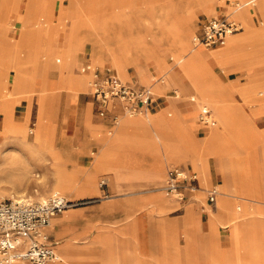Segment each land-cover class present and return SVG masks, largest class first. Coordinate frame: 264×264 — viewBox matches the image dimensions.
I'll use <instances>...</instances> for the list:
<instances>
[{
    "label": "crops",
    "instance_id": "crops-1",
    "mask_svg": "<svg viewBox=\"0 0 264 264\" xmlns=\"http://www.w3.org/2000/svg\"><path fill=\"white\" fill-rule=\"evenodd\" d=\"M38 1L39 8L27 0L19 12V0H0V124L2 108L8 104L5 88L12 78L26 81L30 88L31 92L21 98L26 100L28 125L37 121L41 109L56 106L58 110L63 90L66 91L64 102L78 101L77 94L88 88L90 77L88 72L73 70L83 43L91 42L92 65L102 63L103 53L111 63L106 46L95 35L88 39L84 36L86 21L101 19L114 26L117 19L120 25L129 4L127 0H119L116 9L112 6L110 12L99 11L96 0L59 4L60 12L55 20L53 8L59 0H47L52 10L45 12L44 17H41L44 0ZM240 1L244 3V13L238 9L235 14L243 28L228 35L220 48L206 49L193 42L184 45L170 38L165 49L175 56L174 63H179L186 81L201 98H206L217 114V126L205 127L200 123L203 128H211L200 140L194 133L196 110L169 96L171 83L180 89L186 85L171 71L174 63L170 64L159 54L161 48L157 43L161 39L152 32L148 42L142 33L134 32L129 26L118 29L122 36L126 35L122 58L127 77L123 80L136 77L140 83L150 85L152 99L147 110L136 116L125 115L115 124L109 115L90 116V101H85L67 116L63 128L58 126L57 119L39 124L42 143L49 150L48 168L52 173L59 169L63 177L61 184L65 190L59 194L71 202L102 198L69 212L64 209L63 214L53 217L47 232L56 242V257L47 264H264V134L257 132L240 106L233 107L229 102L231 93L236 91L245 100L258 102L264 108V80L257 81L260 75L255 77L253 72L245 82L228 81L226 70L216 73L209 63L217 62L228 69L236 65L244 71H251L255 64H264V22L259 27L253 24V16L259 14L264 19V13L258 6L259 0ZM195 2V6L203 7L206 12L215 9V0ZM185 3L183 18L187 20L190 13L186 12L187 0ZM12 12L19 30L16 39L7 35ZM73 19L80 20L81 25L76 42L66 51L68 25ZM61 31L64 36L59 42ZM143 58L153 59L160 74H151L144 67ZM178 58L182 60L179 62ZM66 60L69 68L62 72ZM111 67L114 73L112 63ZM10 68L14 71L12 78L8 75ZM190 101L195 102V98L190 97ZM17 108H13V114ZM132 136L138 140L131 141ZM209 158L215 164L210 165ZM242 158L253 173L247 186L236 179L237 161ZM185 161L189 163H181ZM172 162L198 170L201 180L217 185L220 193L214 208H209L211 212L199 213L196 204L188 203L175 209L183 210L181 214H167L174 203L163 197L159 187ZM226 166L230 179L226 177ZM217 172L221 179L218 184L214 182ZM102 174L106 176V184L100 187L96 179ZM105 192L114 197L103 195ZM218 199L225 207L219 217L229 223L227 247L223 245L226 238L222 239L219 233V228L226 227H217ZM234 200L241 201L240 210L234 206ZM113 217L125 221L117 227L100 222ZM179 233L183 236L182 243L177 242Z\"/></svg>",
    "mask_w": 264,
    "mask_h": 264
},
{
    "label": "rangeland",
    "instance_id": "rangeland-1",
    "mask_svg": "<svg viewBox=\"0 0 264 264\" xmlns=\"http://www.w3.org/2000/svg\"><path fill=\"white\" fill-rule=\"evenodd\" d=\"M26 1L27 0H19V6H18L19 12L24 9ZM96 1H97V8L99 9V11L101 10V12H104L102 10H105L106 12H110L113 10L112 6H114L116 9V6L118 5L117 3L119 0H107V1L106 0H96ZM127 1L129 2V4H128V7H126V9H124V15H123L122 20L120 22L121 24L119 25L117 23V19L114 20V22L116 23L114 25L116 27L115 30L119 29L120 27L129 26L134 30V32L142 33L143 37H145L146 41H148V42H150L151 33L154 32V34L159 36V38L161 39L157 43L159 45L158 48H161V52L159 54L162 57H164L167 62H169L170 64H173L176 60L175 56H173L171 51L165 50V49L169 45L171 35L175 31H177L178 29L181 28V24H182L181 19L183 18L184 9H185V5H186L185 0H127ZM191 2H192V5L194 7L193 17L191 19V34L193 36L197 30L199 22L202 21L204 19V17L214 13L215 10L218 8V6L222 3V0H215V9L211 12H206L204 10V8L201 6H197V5L195 6V4H196L195 0H192ZM68 3H69V0H59V3H57L56 6L53 8V18L55 20L59 16V12H60V8H61L59 6V4L61 6H67ZM30 4L34 8L40 7V1H38V0H30ZM14 18H15V14L12 12L9 15V19H10L9 22L10 23H9L8 27H10V28L7 31L8 32L7 35L11 39L12 38L16 39L19 36L18 25L16 24ZM94 20L98 21V19H94ZM64 21H65V23H67L68 20L64 19ZM88 21H90V20H87V22ZM262 22H264V19H262L259 14H255L253 16V24L255 26L259 27L262 24ZM96 30H98V31H96ZM101 30L102 29L99 28L98 26H96V24H95L90 29V32L92 31L91 35H95V37H97V39L99 41H100V39H101V41H103L106 34L104 32H102ZM83 33H84V31H83ZM63 36H64L63 31H61L59 36H58L59 42L62 41ZM203 47L206 49L210 48V47H206V46H203ZM163 48H164V50L162 51ZM214 48H220V47H214ZM183 53H184V51L181 52V54H183ZM91 54H92L91 42L85 41L83 43L82 49L80 50V52L77 55L78 63L73 68L74 72H77V73L84 72V71H81L82 66L85 62H89L91 64V62H90L91 61L90 60ZM142 60H143L142 62L145 63V65L143 63L144 67L148 68V70L153 72L151 74H155V75L160 74V72L159 73L156 72L157 70H156V66H155L153 59H151V58L150 59H144L143 58ZM111 63H110V59H109L108 55L103 53L102 63L100 65L96 64L93 66L98 67L99 69H102L103 67H108L112 71ZM209 63H210V67L212 68V70L216 73H219V72L226 70L225 71V79L228 81L237 80L239 83L245 82L248 79L249 73L252 74L253 72L256 74L255 77L257 75L262 76V77L258 76L259 79H257V81L264 80V64H262V63L255 64L254 67H252L253 70L251 69V71H244L243 69L236 67V65H232L231 68L228 69V68L221 66L217 62L213 63V62L209 61ZM112 66H113V64H112ZM113 69H114L115 73L120 78H122V79L125 78V75L123 73L117 71L114 66H113ZM171 71L174 73H177L179 75V77H181V80L186 85V87H184V89H180L177 84L171 83V85L169 86V90H168L169 96L170 97L172 96V98L176 102H181V104H184L186 106L189 104L190 105L189 108L191 106H193V108L196 110L197 127H196V130L194 131V133H195V136L197 137V140H200L203 136L207 135V133L209 132V130L212 127L211 128H203L200 125V122L198 120L199 105H197V103L202 104V105H206L204 102H208V101L205 98L203 100L199 96L197 91L194 89V87L186 81L185 75L183 74L179 63H174L172 65ZM124 72H125V68H124ZM13 73H14L13 69L10 68L9 72H8V75L10 78L13 77ZM125 74H126V72H125ZM132 80H137V79H136V77H133ZM11 83H12V80H11ZM145 85H148V84H145ZM27 90H28V93L31 92L30 88H28ZM65 93H66V91H64V90L62 92H60V105L58 106V110H57L56 106H50V107L47 106V107L41 109V111L38 113L37 121L34 122L35 125L30 124L28 126V132H27L28 138H31V136L35 132L34 131L35 127L38 126L40 123H46L48 121L53 122L55 119H57L58 126L60 128H63V126L65 125V121L67 119V116L71 115V112H74V110H76L85 101L86 102L90 101L89 105H91V106L88 108L89 115L93 116L94 113L96 115H98V110L97 111L95 110V109H97V103L95 102V99L88 93V88H86L85 91L78 92L77 96H78L79 100L76 102H74V101H72V102L65 101L64 102ZM174 95H177L178 97L175 98ZM190 97H194L195 102H191ZM91 101H92V103H91ZM229 102L232 103L233 107L240 106L242 108V110L244 111V113L250 118L251 123L255 127L257 132L264 134V108L260 107L258 102L247 101L241 95H239L236 91H233L231 93ZM25 104H26L25 99H20L19 102L15 104L14 108L18 107L17 109H19L18 111L14 110V118L15 119H17V120L23 119V115H24L23 111L25 110L24 109ZM206 106L212 110V112L215 116V125L217 126V124H219V123H218V117H217L216 112L214 111V109L211 106H209V105H206ZM0 119H1V115H0ZM2 122H3V117L1 120V124H2ZM1 124H0V187L1 188L2 187H9V188H11V190H14V189H16V185H15L16 177H13V175L17 174L18 168L21 165H19L20 163L17 162V160H16L15 156H13L12 152L5 148V144L2 141V137H1L2 136L1 135ZM132 137L137 138L135 136H132ZM239 149H242V148L239 147ZM41 150H42V152L47 150L48 151L47 154H49V150H48L47 146L42 147ZM257 152L259 154L260 162L262 165L261 147L259 144H258ZM45 157H47V155L44 154L43 159L41 161H37V162L35 161L36 163L34 162L35 165H33V167L31 168L32 170L30 169V172L28 173V175L24 179L23 190H22L23 194L21 196L16 195L15 198L26 197V198H29L31 200H39V199L46 197L50 192L54 191L53 190L54 176L52 174V171L48 168V167H50V164L48 163L49 161L44 160ZM39 162H40V164H39ZM181 163L186 164L189 162L185 161V162H181ZM209 163H210V165L215 164L214 159L209 158ZM173 164H176V163H173ZM247 164H248L247 161L245 159L243 160V158L239 159L237 161L238 172L236 175L237 176L236 179H237V182H239L243 186L249 185L253 179V173H251V170H249ZM58 166H59V164L57 163V167ZM57 170L59 171V169H57ZM164 170H165V167H164ZM194 171H196V170H194ZM196 173H197V176H198V179L200 182V187H202V190L198 191L196 194V199L199 201L198 202H192V203L197 205L199 213L204 210L208 214V211L211 212V210L209 209L210 206H206V205L201 206L200 201H203V199H204L205 192L203 189H207L208 187H210L211 182L201 180V174L199 173L198 170L196 171ZM36 174H39V175L37 176ZM103 177H106V176L102 174V175H99L97 177V179H96L97 184L99 183V181ZM226 177H227V179H230V174H229L227 166H226ZM220 181H221L220 175L217 172L216 179L214 180V182H217V184H218ZM228 187L232 188V186H228ZM64 190H65V187L63 186L57 192L63 193ZM103 195H107V196L109 195V197H114V195L108 194L107 192L103 193ZM162 195L165 199L174 203L172 210L167 213L168 215H170V216L171 215H179L182 213L183 210H175L176 208L180 207V205L177 201L166 196L163 191H162ZM1 197H4V196H1ZM4 198H8V197L5 195ZM101 199L102 198L98 197V196L97 197H91V198L78 199V200L72 201V203H76V204H74L72 206H67L65 209H67L69 212V211L74 210V208L86 206V205L95 203ZM240 202L241 201H239V200H234V206H236L239 210L241 208ZM185 206H186V204L184 205V207ZM212 208H214V207H212ZM223 212H225V207L222 205V202L220 201V199H218L217 200V227L218 228L219 227H226V228H219V233H220V235L222 234L221 235L222 239L226 238L223 241V245L225 247H227L230 245V241H229V237H228L229 236L228 235V228H227V226H229V223H228V220H226L224 217L223 218L219 217V214H221ZM63 213L64 212H60L58 214L60 215ZM100 220H101L100 221L101 224L102 223L107 224V225L109 224L110 226H114V227H117L119 224H121L125 221L123 218H117V217L116 218L115 217L103 218ZM81 240L82 239H80V241ZM83 241L86 242L85 239ZM177 242L178 243L183 242V236L181 233H179L177 236Z\"/></svg>",
    "mask_w": 264,
    "mask_h": 264
},
{
    "label": "built area",
    "instance_id": "built-area-1",
    "mask_svg": "<svg viewBox=\"0 0 264 264\" xmlns=\"http://www.w3.org/2000/svg\"><path fill=\"white\" fill-rule=\"evenodd\" d=\"M240 0H222L214 13L199 22L193 35L194 44L220 47L229 34L243 28L236 11L243 6ZM82 71L90 74L88 93L97 103L98 115H109L113 123L125 115L144 113L152 99L150 85L137 80H123L110 68L99 69L85 62ZM177 96V95H175ZM199 122L205 127L215 125V116L206 105L199 104ZM106 184V178L99 181ZM164 194L180 205L198 202L196 194L202 190L196 171L178 164L166 168L165 177L159 187ZM201 206L214 207L220 193L215 184L207 189ZM72 202L57 192H50L39 200L0 197V264L24 261L26 264H46L56 257V242L50 238L46 226L54 215L62 212Z\"/></svg>",
    "mask_w": 264,
    "mask_h": 264
},
{
    "label": "bare ground",
    "instance_id": "bare-ground-1",
    "mask_svg": "<svg viewBox=\"0 0 264 264\" xmlns=\"http://www.w3.org/2000/svg\"><path fill=\"white\" fill-rule=\"evenodd\" d=\"M75 1L78 2V0H69L68 4L71 5V3L72 2L74 3ZM191 1L192 0H187L188 5L186 7V12L188 11L190 13V16H188L187 20H184V18H182L181 19V22H182L181 28L178 29L177 31H175L171 35L172 40L176 41V43L189 45V43L193 41V36L191 34V24H190L191 19H190V17L192 15V12H194V10H193L194 7H193ZM48 3L49 2L47 0H44L43 8L41 9V17H44V15L46 14L45 12H50L52 10V8H50V9L48 8ZM258 6L260 7L262 13H264V0H259ZM239 12L241 14L244 13V5L241 8H239ZM95 24H96V26H98L99 28L102 29L101 30L102 32H104L106 34L103 41H101V39H100V41L110 51L111 62L113 64V66L116 68L117 71L123 73L125 75V77H127L125 72H124V64H123V58H122V49L124 47L123 44H124V39H125L124 36H126V35L123 34L124 36H122L121 33L118 31V29L115 30V28H116L115 26L110 25V23H107L105 20L102 21L101 19H98V21H95V20H90L88 22L86 21V27H84V33L83 34L87 39H88V36H90L91 32H92V31L90 32V29ZM80 25H81L80 20H78V22H76L74 19L69 21V25H68L69 42H68V45L66 47V51H69L72 48V46L74 45V43L76 42V37L79 33L78 30L80 28L79 27ZM96 31H98V30H96ZM30 57H29V59H30ZM177 60L180 62L182 59L178 58ZM69 65H70V63L68 60L64 61L62 72H64V70H67L69 68ZM114 74L116 76H118L115 73V71H114ZM28 88H27L26 81L22 82L18 79H14V78H12V83H9L5 88V92L8 94L7 95L8 104L4 105L2 108L3 109V122L1 124V135H2L1 137H2V141L5 144V148L12 152V154H13V156H15L17 162L20 163L19 165H21L18 168L17 174L13 175V177H16V182H15L16 189L11 190V188H9V187H2V188L0 187V195L1 196H5V195L12 196L10 198H15L14 196H16V195L21 196L23 194L22 190H23L24 179L26 178V176L30 172V169L33 167V165H35L34 162L35 161L36 162L41 161L43 159L44 154L47 155V153H48L47 150L43 151V152L41 150V148L46 147V145L42 143L43 133L39 130V125L35 127V129H34L35 132L31 136V138L27 137L28 126L30 124L28 125V121H27L28 109H27L26 104H25V108H24L25 110L23 111L24 112L23 119L17 120L14 118L13 108H14L15 104L19 102V100L22 98V96H25L26 94H28V90H27ZM202 99L204 100V98H202ZM204 103L206 105L211 106V104L209 102H204ZM32 125H35V123H33ZM130 140L136 141L138 139L132 137V138H130ZM44 160H46V157L44 158ZM39 164H40V162H39ZM52 174L54 176L53 190H54V192H57L58 190H60L63 187V185L61 184L63 182V177L61 176V174L59 173L58 170ZM36 175L38 176L39 174H36ZM60 195H62V194H60ZM69 205H71V204H69ZM222 205H223V203H222ZM56 215H54V216H56ZM53 217L50 218L49 223L46 226V229H48L50 227V224H51ZM49 261H51V260H49ZM15 262L20 263V264H25V262L21 261V260L14 261L11 264H14ZM48 262H46V264Z\"/></svg>",
    "mask_w": 264,
    "mask_h": 264
}]
</instances>
